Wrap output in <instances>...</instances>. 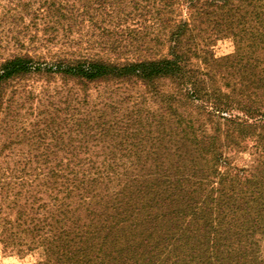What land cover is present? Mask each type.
I'll return each instance as SVG.
<instances>
[{
    "label": "trees",
    "instance_id": "16d2710c",
    "mask_svg": "<svg viewBox=\"0 0 264 264\" xmlns=\"http://www.w3.org/2000/svg\"><path fill=\"white\" fill-rule=\"evenodd\" d=\"M165 2L169 14L184 6L187 17L166 20L167 48L159 57L111 60L59 55L47 61L26 53L0 64V113L7 83L31 75L57 77L84 88L104 84L138 86L154 104L158 99L164 103L161 109L152 111L150 120L145 104L138 109L125 108L120 117L113 104L109 106L112 116L99 110L94 119L88 113L83 121L86 130L93 133L90 135L111 140L116 151L127 152L128 156H108L102 160L71 158L66 173L59 170L49 177V203L37 204L33 200L19 209L13 208L17 207L13 203L12 209H16L19 219L0 217L4 232H8L25 225L20 221L21 210L27 215L28 227L19 232L31 235L25 241L28 245L38 244L44 249L46 260L40 264H264V158L255 160L248 176V191L241 192L248 201L219 208L218 216L213 217V212L205 210L203 204L197 206L196 189L189 185L188 171L200 172L193 169V159L187 160V164L180 156L176 157L177 162L169 157L151 159L148 148L147 154L141 155L148 139L152 145L166 135L169 140L184 122L185 128L178 132L189 129L192 151L206 154L212 149V154L216 152L220 159L217 151L224 144L220 136L200 132L190 125L192 121L179 115L184 99L200 100L210 117L241 110L247 119L243 124L231 117L222 119L251 128L252 132L259 130L264 138V62L258 60L260 55L264 59V47L260 54L258 46L264 36L252 37L256 40L255 49L248 57L254 62L253 68L255 63L261 65L256 84L257 72L250 74L248 80L253 92L249 88V93L234 89L227 96H216L208 72H202L192 62L197 48L192 32L198 25L226 16L229 26L234 28L236 16L243 9L253 14L254 22L264 23V0ZM248 30L251 34L252 26ZM162 81L169 82L172 88L163 89ZM162 128L168 129L166 135ZM261 149L264 154V145ZM234 194L238 197L239 193ZM3 243L6 249L13 247L9 240Z\"/></svg>",
    "mask_w": 264,
    "mask_h": 264
},
{
    "label": "rangeland",
    "instance_id": "374dc122",
    "mask_svg": "<svg viewBox=\"0 0 264 264\" xmlns=\"http://www.w3.org/2000/svg\"><path fill=\"white\" fill-rule=\"evenodd\" d=\"M165 3V0H0V64L26 53L45 57L47 61L59 55L98 56L111 60L159 57L167 48L166 20L187 17L184 6L174 8L169 14ZM252 19H255L253 14L243 9L236 16L234 28L229 26L226 16H219L210 23L198 25L192 32L197 45L192 62L202 72H208L216 96H227L234 89L254 91L248 80L250 74L257 72L256 84L258 66L264 59L261 60L260 55L259 64L255 63L253 68L254 62L248 57L255 49L256 40L252 37L264 36V23L257 24ZM258 46L261 54L264 39ZM160 86L169 89L173 85L162 81ZM144 92L138 86L116 87L113 84L84 88L71 81L41 75L8 82L0 113V217L18 218L16 209H12L13 203H17L13 208L18 209L25 208L33 200L37 204L49 203L52 187L49 177L59 170L66 173L71 158L127 157V152L115 150L111 140L92 137L93 133L86 130L83 120L88 113L95 119L99 110L112 116L111 104L118 109V117L125 108L138 109L145 104L150 120L152 111L164 103L158 99L155 105ZM202 107L200 100L184 99L178 112L185 121H192L190 125L200 132L220 136L224 142L217 151L220 159L216 158V152L212 154V149L206 154L192 151L189 129L179 133L183 126L185 128L184 122L169 140L166 137L168 129L162 128L164 139L155 145L148 139L141 155H146L148 148L151 159L169 157L176 161L180 156L186 164L193 159V169L201 172L188 171L191 175L189 185L196 189L197 206L203 204L205 210L207 208L217 217V209L248 201L242 193L248 191V176L255 160L264 158L261 149L264 138L259 130L252 132L251 128L238 127L222 119L231 117L243 124L247 119L241 110L210 117ZM171 131L173 134L174 130ZM200 132L198 137H201ZM236 192L238 197L233 195ZM19 213L20 221L25 222L21 229H25L27 215L22 210ZM2 224L0 221V264H40L46 260L44 249L25 242L31 235L20 233L21 229L4 232ZM4 240H9L13 247L6 249Z\"/></svg>",
    "mask_w": 264,
    "mask_h": 264
}]
</instances>
